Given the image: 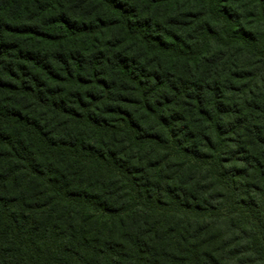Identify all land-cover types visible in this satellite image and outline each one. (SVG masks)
Wrapping results in <instances>:
<instances>
[{
	"label": "trees",
	"instance_id": "obj_1",
	"mask_svg": "<svg viewBox=\"0 0 264 264\" xmlns=\"http://www.w3.org/2000/svg\"><path fill=\"white\" fill-rule=\"evenodd\" d=\"M198 135L241 198L141 199ZM257 261L264 0H0V264Z\"/></svg>",
	"mask_w": 264,
	"mask_h": 264
},
{
	"label": "clouds",
	"instance_id": "obj_2",
	"mask_svg": "<svg viewBox=\"0 0 264 264\" xmlns=\"http://www.w3.org/2000/svg\"><path fill=\"white\" fill-rule=\"evenodd\" d=\"M211 126H207L208 131H205V126L201 125L197 132H204L206 135H212L210 131ZM215 147H209L199 138V135L194 141L185 143L184 141L177 138L176 146L169 147L166 149L170 159H173L177 167L165 170L163 165L157 171L160 172V177L157 179L153 174V181L158 187H153L150 190H145L141 193V199L145 195L150 196L152 199H165L168 200L167 193L171 191L177 200L187 203L190 197H195L193 203H199L201 201H208L209 204H222L226 203L229 199L241 198L239 194H233L230 187V181L227 176L223 179H218L217 174L222 172L228 165H221L219 158L224 150L225 146L221 144L219 139H213ZM227 147H232L231 145ZM188 149L190 152L195 153L197 149L199 151L208 154V159H202L200 162L185 163V158L180 155L182 149ZM134 156H142V153H133ZM135 162V161H134ZM179 165H184L180 167ZM139 166H143L141 163ZM165 177H170L167 179ZM169 185H173V188H169ZM211 185V187H209ZM183 189L184 191H180ZM139 191V190H138ZM104 192L113 193V190L109 187L101 189V194ZM215 192H223L225 200H209V196ZM128 194L127 196L125 194ZM134 195L130 191V187L125 184L119 193H114L110 196L111 199L115 200L116 196H120L121 203L130 201V198ZM249 256L254 257V254L250 253ZM257 264H264V261H257Z\"/></svg>",
	"mask_w": 264,
	"mask_h": 264
}]
</instances>
